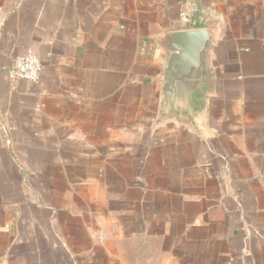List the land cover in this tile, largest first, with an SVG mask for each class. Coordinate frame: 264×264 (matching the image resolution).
Listing matches in <instances>:
<instances>
[{
	"label": "crops",
	"instance_id": "crops-1",
	"mask_svg": "<svg viewBox=\"0 0 264 264\" xmlns=\"http://www.w3.org/2000/svg\"><path fill=\"white\" fill-rule=\"evenodd\" d=\"M189 29L211 73L175 115ZM0 264H264V0H0Z\"/></svg>",
	"mask_w": 264,
	"mask_h": 264
},
{
	"label": "water",
	"instance_id": "water-1",
	"mask_svg": "<svg viewBox=\"0 0 264 264\" xmlns=\"http://www.w3.org/2000/svg\"><path fill=\"white\" fill-rule=\"evenodd\" d=\"M164 54L161 94L166 113L189 111L197 91L209 85V55L214 36L209 29L172 31L159 38Z\"/></svg>",
	"mask_w": 264,
	"mask_h": 264
},
{
	"label": "built area",
	"instance_id": "built-area-1",
	"mask_svg": "<svg viewBox=\"0 0 264 264\" xmlns=\"http://www.w3.org/2000/svg\"><path fill=\"white\" fill-rule=\"evenodd\" d=\"M42 65L39 57L32 52L17 56L9 70L11 81L36 83L40 79Z\"/></svg>",
	"mask_w": 264,
	"mask_h": 264
}]
</instances>
